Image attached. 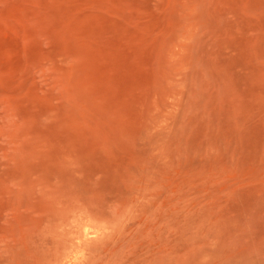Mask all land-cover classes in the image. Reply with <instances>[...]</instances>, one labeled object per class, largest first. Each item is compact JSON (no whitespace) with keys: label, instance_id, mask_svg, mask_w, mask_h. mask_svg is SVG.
Segmentation results:
<instances>
[{"label":"rangeland","instance_id":"obj_1","mask_svg":"<svg viewBox=\"0 0 264 264\" xmlns=\"http://www.w3.org/2000/svg\"><path fill=\"white\" fill-rule=\"evenodd\" d=\"M0 264H264V0H0Z\"/></svg>","mask_w":264,"mask_h":264}]
</instances>
